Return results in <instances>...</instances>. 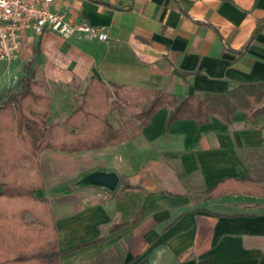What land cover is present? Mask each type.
<instances>
[{
  "label": "crops",
  "instance_id": "0c3cea01",
  "mask_svg": "<svg viewBox=\"0 0 264 264\" xmlns=\"http://www.w3.org/2000/svg\"><path fill=\"white\" fill-rule=\"evenodd\" d=\"M54 8L110 38L18 33L17 57L0 61V103L31 63L54 124L68 118L91 78L179 98L264 82V0H61ZM167 117L160 110L119 146L62 157L76 167L48 184L42 162L60 163L61 153L40 156L37 196L55 220L57 264H264V194L206 198L219 181L257 176L243 156L264 150V117L238 112L229 125L211 118L166 129ZM93 173L115 174L117 189L79 184ZM166 173L177 191L165 186ZM122 182L135 189L121 190ZM113 225L123 227L111 233Z\"/></svg>",
  "mask_w": 264,
  "mask_h": 264
},
{
  "label": "trees",
  "instance_id": "16d2710c",
  "mask_svg": "<svg viewBox=\"0 0 264 264\" xmlns=\"http://www.w3.org/2000/svg\"><path fill=\"white\" fill-rule=\"evenodd\" d=\"M262 29L258 24L248 44ZM30 65L24 66L19 89L0 103V264L58 263L51 207L46 198L37 196L44 189L39 164L43 153L75 154L119 146L130 136L138 137L162 109L168 110L166 129L178 121L204 126L211 118L229 125L238 112L246 114L249 121L264 117V82L240 84L225 94L179 98L158 91L128 90L91 78L68 118L54 124L51 99L38 91ZM244 155L249 167L258 170L257 176L219 181L206 190L207 199L228 193L264 194V150ZM259 184H263L260 189ZM120 189L135 187L122 182ZM122 227L113 225L110 232Z\"/></svg>",
  "mask_w": 264,
  "mask_h": 264
},
{
  "label": "built area",
  "instance_id": "2783aa9c",
  "mask_svg": "<svg viewBox=\"0 0 264 264\" xmlns=\"http://www.w3.org/2000/svg\"><path fill=\"white\" fill-rule=\"evenodd\" d=\"M61 0H0V61L11 63L18 54V33L45 32L65 38L96 39L107 43L109 36L99 27L74 21L54 8Z\"/></svg>",
  "mask_w": 264,
  "mask_h": 264
},
{
  "label": "rangeland",
  "instance_id": "374dc122",
  "mask_svg": "<svg viewBox=\"0 0 264 264\" xmlns=\"http://www.w3.org/2000/svg\"><path fill=\"white\" fill-rule=\"evenodd\" d=\"M3 63L0 62V69H2L3 67ZM19 84V83H18ZM15 86L10 89L9 91H7L6 95L10 94L12 91L16 90V86L17 84H14ZM116 117V115L114 114V118ZM127 117L131 118V113H128ZM61 155V159L62 157L68 156L70 154H64L61 153L59 154ZM62 161V162H61ZM60 161V163H53V162H48L47 160H43L42 165H41V169L43 171L44 177H45V182L48 184L49 181L52 179V177L55 175V173H57V175H61V174H71V170H73V168L76 167L75 162L74 163H69L67 158L66 159H62ZM251 170V169H250ZM251 172L254 175L255 170H251ZM165 179L164 183L165 186L169 189V190H174L177 191V181H172V178L170 177V174L166 173L165 177H163ZM180 188V187H178ZM71 199H75V196H72ZM70 199V200H71Z\"/></svg>",
  "mask_w": 264,
  "mask_h": 264
},
{
  "label": "water",
  "instance_id": "95a60500",
  "mask_svg": "<svg viewBox=\"0 0 264 264\" xmlns=\"http://www.w3.org/2000/svg\"><path fill=\"white\" fill-rule=\"evenodd\" d=\"M178 74L179 73H175ZM81 186H93L97 188H104L108 191H115L119 184L118 177L113 173H93L79 182Z\"/></svg>",
  "mask_w": 264,
  "mask_h": 264
}]
</instances>
